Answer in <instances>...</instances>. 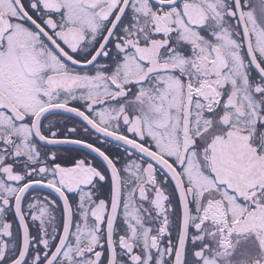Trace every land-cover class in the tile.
Returning a JSON list of instances; mask_svg holds the SVG:
<instances>
[{"label": "snow or ice", "instance_id": "6c2138e0", "mask_svg": "<svg viewBox=\"0 0 264 264\" xmlns=\"http://www.w3.org/2000/svg\"><path fill=\"white\" fill-rule=\"evenodd\" d=\"M0 264H264V0H0Z\"/></svg>", "mask_w": 264, "mask_h": 264}]
</instances>
